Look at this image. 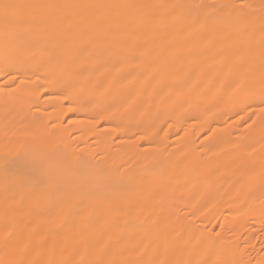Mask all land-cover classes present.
Masks as SVG:
<instances>
[{"label":"bare ground","instance_id":"bare-ground-1","mask_svg":"<svg viewBox=\"0 0 264 264\" xmlns=\"http://www.w3.org/2000/svg\"><path fill=\"white\" fill-rule=\"evenodd\" d=\"M248 102L264 104V0H0V264L228 258L172 200H257Z\"/></svg>","mask_w":264,"mask_h":264},{"label":"rangeland","instance_id":"rangeland-1","mask_svg":"<svg viewBox=\"0 0 264 264\" xmlns=\"http://www.w3.org/2000/svg\"><path fill=\"white\" fill-rule=\"evenodd\" d=\"M247 110H249L250 117L256 114L262 116L261 114L264 115V104L257 107L248 102ZM262 117L264 118V116ZM65 119L64 122H66ZM249 122H251V119H244L241 123H237V126L246 125ZM254 150L258 152L259 148L255 147ZM250 182L249 178L239 180L237 184L238 191L242 193ZM253 195L252 198L257 200L250 206H246V199L242 196L237 200L231 199L232 202L225 207L226 195L215 196L210 194L209 191L204 194L202 209L188 212L185 210L186 203L190 204L193 196H187L184 199L174 198L172 205L176 207L175 213L178 218L189 221L188 224L192 223L199 229L193 228V230L207 235L212 242L215 241L224 246L232 245L235 247L231 256L213 264H256L257 261L258 264H264V186L261 189L256 188ZM185 227L186 223L183 222L177 234ZM62 232L63 230L60 228L53 231V235L60 239ZM57 246L61 247L60 244ZM177 247L182 251L186 245L178 244ZM167 250L165 257L161 260H151L148 255L140 254L133 257L131 261L138 264H170L169 257L173 251L171 249ZM33 259V262H27L23 259L16 261L15 264H36L39 261L37 256H34ZM50 259L52 257H49ZM40 262L43 263V261Z\"/></svg>","mask_w":264,"mask_h":264}]
</instances>
